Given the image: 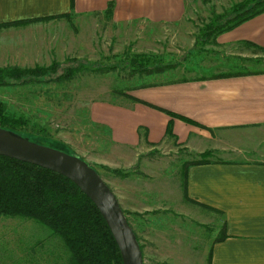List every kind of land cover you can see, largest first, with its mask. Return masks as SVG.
I'll return each instance as SVG.
<instances>
[{"label": "rangeland", "instance_id": "obj_1", "mask_svg": "<svg viewBox=\"0 0 264 264\" xmlns=\"http://www.w3.org/2000/svg\"><path fill=\"white\" fill-rule=\"evenodd\" d=\"M239 1L242 0L196 3L174 27L115 24L107 14L77 20L67 15L33 31L37 42L26 37L28 39L20 40V46L17 38L8 43L9 39L0 37L2 50L6 45L27 50V56L16 51L11 52L13 57L0 56V67H48L56 62L55 73H59L65 64L80 62L104 69L79 72L60 81L31 80L0 85L4 112L22 121L10 130L1 128L19 137L39 138L41 144L66 150L91 166L118 195L124 211L120 209L140 246L141 264H207L209 246L220 235L222 221L212 210L191 202L175 209L174 204H166L172 197L169 192L175 188L172 183L177 174L173 166L200 158V153L182 148L174 141L171 146L164 143L147 152L141 151L131 167L141 173L139 161L144 158L148 164L142 171L165 175V181L169 178L166 183L148 174L147 178L145 174L139 177L135 185L121 179L117 184L110 182L112 172L100 162L108 152L104 148L108 142L106 132L92 120L91 109L102 103L122 104L131 98L128 93L139 80L138 75L125 67L124 61L136 53L174 63L168 69L172 78L209 76L222 71H264V50L254 48L246 56L222 60L213 48L212 35L200 40L204 26L211 23L215 15L222 17L230 12ZM221 22L222 19L218 21ZM111 65H115L113 70H105ZM167 136L175 139L174 134ZM178 176L181 189L180 172ZM145 187L148 192H160L156 197L163 200L154 198V203L141 205L131 197L134 194L129 192ZM69 258L62 239L44 225L30 218L0 216V264H70Z\"/></svg>", "mask_w": 264, "mask_h": 264}, {"label": "crops", "instance_id": "obj_2", "mask_svg": "<svg viewBox=\"0 0 264 264\" xmlns=\"http://www.w3.org/2000/svg\"><path fill=\"white\" fill-rule=\"evenodd\" d=\"M200 2L0 0V37L9 39L8 43L17 38L18 45L26 37L37 42L33 31L67 15L77 20L107 14L115 24L174 27ZM213 44L222 60L246 56L250 49H264V11L216 34ZM1 50L0 56L5 59L13 57V51L22 56V52L25 55L27 52L23 47L7 45ZM218 73L172 78V73L166 70L141 75L139 83L128 93L131 98L127 102L102 103L92 108V120L104 127L108 140L104 147L108 152L100 162L124 173H110V182L117 184L121 179L135 185L143 174L144 178L147 174L157 176L142 171L148 164L144 158L139 161L141 173L131 170L141 151L164 143L171 146L173 141L196 153L214 151L206 157L208 162L187 165L185 198L178 176L179 172L182 176L181 166L178 163L173 166L177 174L172 183L175 188L169 192L172 197L166 204H174L175 209L183 203L198 206L200 203L221 218L225 236L212 243L211 264H264V71L219 73L224 76ZM164 110L185 116L198 125L169 116ZM168 124L175 139L165 135ZM101 179L124 211L118 195ZM156 180L165 181V175L158 174ZM129 193L141 205L154 203V198L163 200L156 197L160 192H148V187Z\"/></svg>", "mask_w": 264, "mask_h": 264}, {"label": "trees", "instance_id": "obj_3", "mask_svg": "<svg viewBox=\"0 0 264 264\" xmlns=\"http://www.w3.org/2000/svg\"><path fill=\"white\" fill-rule=\"evenodd\" d=\"M109 10L108 7L107 11L109 12ZM262 11H264V0L239 1L233 5L230 12L222 17L215 15L214 20L204 26L201 33L203 38L200 40L212 35L211 42L214 43L216 34L229 30L243 20ZM220 19L222 22L218 23ZM72 61L76 60L73 59ZM57 65L58 63L52 62L48 67L38 65L25 69L15 66L0 67V85L23 84L31 80L34 82L52 79L60 81L69 79L83 71H104V69H98L101 68L99 66L89 67L85 63L78 62L65 64L59 73H55ZM124 65L130 72L141 76L168 71L175 64L161 62L156 57L151 58L145 54L136 53L125 60ZM114 68L115 65H111L105 70L109 71ZM224 75L226 74H218V76ZM164 111L169 116L178 118L183 122L198 125L185 116ZM17 124H22V121L12 119L7 115L4 112V105L0 103V127L10 130ZM165 134H172L169 124L165 128ZM25 137L33 142L43 143L34 136ZM63 151L66 152V150ZM210 153V151H204L199 154V159L181 164L184 197H186L185 169L187 165L208 162L206 157ZM109 170L114 174L124 175L118 169ZM2 215L33 219L57 234L69 252L70 264H122L115 241L94 204L72 181L58 173L0 155V216ZM220 230V235L214 238L210 245L225 236L223 225H221ZM210 258L211 247L209 246L207 264H211Z\"/></svg>", "mask_w": 264, "mask_h": 264}, {"label": "water", "instance_id": "obj_4", "mask_svg": "<svg viewBox=\"0 0 264 264\" xmlns=\"http://www.w3.org/2000/svg\"><path fill=\"white\" fill-rule=\"evenodd\" d=\"M0 155L27 162L72 181L94 204L117 246L122 264H141L138 242L112 191L80 157L11 134L0 127Z\"/></svg>", "mask_w": 264, "mask_h": 264}]
</instances>
